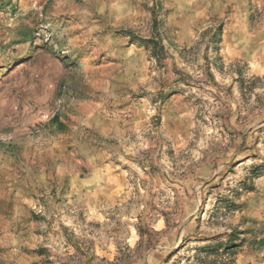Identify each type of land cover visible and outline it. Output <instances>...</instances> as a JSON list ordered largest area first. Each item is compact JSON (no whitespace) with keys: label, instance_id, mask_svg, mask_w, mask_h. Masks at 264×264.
I'll list each match as a JSON object with an SVG mask.
<instances>
[{"label":"rangeland","instance_id":"rangeland-1","mask_svg":"<svg viewBox=\"0 0 264 264\" xmlns=\"http://www.w3.org/2000/svg\"><path fill=\"white\" fill-rule=\"evenodd\" d=\"M0 264H264V0H0Z\"/></svg>","mask_w":264,"mask_h":264},{"label":"trees","instance_id":"trees-1","mask_svg":"<svg viewBox=\"0 0 264 264\" xmlns=\"http://www.w3.org/2000/svg\"><path fill=\"white\" fill-rule=\"evenodd\" d=\"M153 40L150 38V39H147L145 42H152ZM50 123L51 124H55L57 128L59 129H63L64 128V124L62 122L59 121L58 119V116L55 114L52 118H50ZM261 246H259L258 249H260Z\"/></svg>","mask_w":264,"mask_h":264}]
</instances>
